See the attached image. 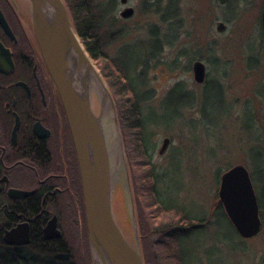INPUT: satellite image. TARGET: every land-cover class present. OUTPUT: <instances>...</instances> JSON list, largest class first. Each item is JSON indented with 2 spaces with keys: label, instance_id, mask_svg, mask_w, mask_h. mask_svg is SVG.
<instances>
[{
  "label": "rangeland",
  "instance_id": "374dc122",
  "mask_svg": "<svg viewBox=\"0 0 264 264\" xmlns=\"http://www.w3.org/2000/svg\"><path fill=\"white\" fill-rule=\"evenodd\" d=\"M17 1L24 7V13H30L27 0ZM106 2L101 0L102 4ZM128 6L135 9V14L124 20L121 12ZM128 6L118 0L116 28L126 35L115 40L106 52L109 59L124 55L133 67L158 49L152 42V27L159 26L168 41L174 34L161 22L160 15L149 11L151 7L145 0H129ZM263 9L264 0H229L225 5L218 0H180L181 27L177 39L158 55L157 61L162 64L154 66V61H150L152 68L147 73L150 101L144 106L147 141L154 149L152 165L160 181L157 186L160 196L165 203L181 205L177 207L178 213L163 215L156 211L157 207L146 208L147 179L143 174L148 167L138 164L130 138L128 143L121 128L122 145L111 112L106 110V139L115 145H110L115 155L110 160L112 173H118L115 159L120 162L117 184L112 183L114 217L136 249L141 241L138 205L145 213L141 214L142 220L144 217L145 224L149 222L153 231L157 226L174 230L178 229L176 226L197 224L198 221L187 224L180 220L188 216L210 218L220 202L222 174L237 165L248 168L257 195L263 192L264 183L259 181L264 171ZM219 22L227 25L225 32L217 31ZM93 61L112 93L111 82L102 72L109 63ZM197 61L207 67L208 88L194 78L193 66ZM179 83L193 93L194 97H185L193 104L181 107L176 100H169L168 93ZM185 90L179 95L184 96ZM99 93L98 89L93 91V108L98 115ZM166 138L171 143L161 155L159 151ZM116 186H120L119 190ZM188 210L191 215L187 214ZM159 237V232H152L149 239L153 242ZM169 242V246L158 249L161 261L164 258L169 264H178L181 245L177 240ZM184 244L186 264H264V232L243 239L226 218L218 226L212 220V224L187 236ZM149 255L152 264L156 257L153 247ZM75 260L81 264L80 257ZM87 260L89 264L88 256Z\"/></svg>",
  "mask_w": 264,
  "mask_h": 264
},
{
  "label": "flooded vegetation",
  "instance_id": "af4514ba",
  "mask_svg": "<svg viewBox=\"0 0 264 264\" xmlns=\"http://www.w3.org/2000/svg\"><path fill=\"white\" fill-rule=\"evenodd\" d=\"M23 8L0 0L11 29L0 23V235L9 256L43 249L88 264L87 203L72 128L38 46L31 7L27 14ZM263 17L264 9L262 26ZM52 223L60 237L47 239ZM19 228L29 230L30 242L8 244L7 233Z\"/></svg>",
  "mask_w": 264,
  "mask_h": 264
},
{
  "label": "water",
  "instance_id": "95a60500",
  "mask_svg": "<svg viewBox=\"0 0 264 264\" xmlns=\"http://www.w3.org/2000/svg\"><path fill=\"white\" fill-rule=\"evenodd\" d=\"M38 46L52 80L62 97L79 158L87 203L88 238L92 264H145L141 243L133 247L118 225L113 212L115 187L110 177V158L104 128L106 110H110L114 127L121 137V126L115 100L106 86L93 59L78 36L64 0H27ZM226 4L229 0H218ZM126 5L128 0H121ZM135 9L127 7L121 16L130 19ZM0 23L11 33L0 9ZM227 25L219 22L217 31ZM264 34V17H263ZM0 52L3 45L0 42ZM197 83L206 80V65L198 61L193 66ZM99 86L100 114L93 108V82ZM170 138L164 139L159 153L165 154ZM220 203L229 220L244 239L258 236L263 229L260 204L250 171L237 165L221 177ZM55 223L46 229V238H58ZM8 244H28L29 230L19 228L7 233Z\"/></svg>",
  "mask_w": 264,
  "mask_h": 264
},
{
  "label": "trees",
  "instance_id": "16d2710c",
  "mask_svg": "<svg viewBox=\"0 0 264 264\" xmlns=\"http://www.w3.org/2000/svg\"><path fill=\"white\" fill-rule=\"evenodd\" d=\"M65 1L69 8L74 27L91 57L96 61H107L109 59L108 53L106 52L107 48L111 46L115 40L126 35L125 31L116 28L118 23L116 15L118 0H107L105 4H102L101 0ZM165 1L166 4L164 3ZM145 2L151 7L149 10L151 13L160 15L161 22L164 25H167V30L169 32L174 34L171 35L173 39L169 41L166 40L168 39L167 35L163 36L161 28L156 25L151 28L150 33L152 36V42L158 49L151 53L148 59L145 61L139 60L132 67L128 64L129 62L126 61L124 55L115 56L107 61L109 65L105 68V71L102 72L106 78H109L111 82L110 86L112 90L114 89L113 95L119 112L121 128L125 131L127 140L130 138V145L134 148L133 150L135 157L138 159V164L148 167V171L143 174L144 178L147 179L144 187V191L147 193V198L144 199L146 208L157 207L156 211L159 214H174L175 212L178 213L177 207L181 205L165 203L160 196V191L157 187L160 181L158 174L155 171V167L152 165L154 149L147 141L148 128L144 116V106L150 101V98L147 95V87L149 83L147 80V73L152 68L150 66V61H154V66L162 64L157 61L158 55L163 52L166 45L172 46L174 44L173 40L177 39V30L181 27L180 0H145ZM122 50H125V48ZM208 83L209 80L205 84L206 88H208ZM118 86L120 87L119 91L117 90ZM182 89L185 90V85L182 83L173 87L171 92L167 95L169 100H176L177 105L181 107L193 104V102L185 100L187 95L194 97L193 93L185 90L184 96L179 95V92ZM131 138H133V140H131ZM263 173L264 171L261 172L262 176H257V178L259 177V181L261 180L264 183ZM258 199L261 208L264 232V190L258 196ZM137 207V214L140 222L141 245L145 264H151L149 261V254L152 247L155 249L156 256L153 259L154 263L152 264H169V260L166 261L164 258L163 261H161L158 249L169 246L170 240H177L181 245L178 252L180 258L178 264H186L184 249L185 238L201 231L206 224H212V220H214V224L217 226L220 224L222 218L229 220L223 205L218 203L217 209L211 216L212 218L188 216L184 218V221L180 220V222H187L188 224L198 221V223L192 226L187 225L185 227L176 226L178 229L174 230H172L171 227L157 226L153 231V226H150L149 222L148 225L145 224V222H147L146 219L144 220L143 217L142 220L141 218V214L144 213L143 208H141L142 206L138 205ZM187 212L188 215H191L192 213L189 210ZM152 232H156V234L159 232L160 234V237L153 242L149 239L150 233ZM149 240L152 243L149 242ZM58 242L60 248L65 249L62 241ZM11 253L12 249H4V244L0 235V264H72L73 262L72 260L61 258L58 254L50 255L43 249L38 250V252L25 250L23 252V258L9 256ZM13 255L15 254L13 253ZM88 258L89 264H92L89 241ZM179 258L177 257V259Z\"/></svg>",
  "mask_w": 264,
  "mask_h": 264
},
{
  "label": "bare ground",
  "instance_id": "6f19581e",
  "mask_svg": "<svg viewBox=\"0 0 264 264\" xmlns=\"http://www.w3.org/2000/svg\"><path fill=\"white\" fill-rule=\"evenodd\" d=\"M98 88H99V86L97 85L96 80H94V82H93V89L95 90V89H98ZM110 145L115 147V145L112 143V141L109 140V142H108L109 158H110L111 161H113L115 155H113V153H112L113 152V148H111ZM116 160L117 159H115V163H117V165H118V166L116 165V168H117L118 173H115L114 174V173L110 172V177H111L112 183H114L115 185L117 184V181H118V177H119V167H120L119 160H117V162H116ZM116 188L119 190L120 186L119 187L116 186Z\"/></svg>",
  "mask_w": 264,
  "mask_h": 264
}]
</instances>
